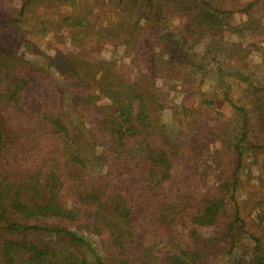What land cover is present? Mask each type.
Returning <instances> with one entry per match:
<instances>
[{
  "label": "trees",
  "instance_id": "trees-1",
  "mask_svg": "<svg viewBox=\"0 0 264 264\" xmlns=\"http://www.w3.org/2000/svg\"><path fill=\"white\" fill-rule=\"evenodd\" d=\"M77 1L28 0L18 16H4L0 5V264H210L235 257L238 250L245 254L239 252L238 264H264V231L249 228L238 196L247 149L264 147L250 136L246 107L227 96L245 116L239 131L221 138L237 163L228 175L215 155V165L195 160L193 165L205 163L204 177L215 186L192 210L178 205L167 188L176 155L169 149L172 139L169 148L162 142L153 113L174 104L170 96L164 102L157 72L169 63L197 69L220 61L219 50H227L223 32H243L259 23L250 15L262 0L234 2L237 8L227 6L229 0H104L116 14L108 35L136 54L138 77L132 81L111 59L91 62L59 51L41 63L22 52L17 37L31 6ZM168 4L189 19L185 36L178 37ZM236 11L246 13L248 21L234 23ZM74 15L64 21L84 25L89 20L86 13ZM205 40V50L197 52L196 44ZM202 99L213 107L214 100ZM174 105L184 112L180 124L196 119L192 106ZM9 108L31 118L32 147L10 144L4 120ZM253 135L264 139V127ZM258 219L264 223L263 215ZM210 227L212 233L202 232ZM79 230L106 236L102 247ZM237 231L248 233L252 248L240 245ZM149 235L154 240L146 242Z\"/></svg>",
  "mask_w": 264,
  "mask_h": 264
},
{
  "label": "rangeland",
  "instance_id": "rangeland-1",
  "mask_svg": "<svg viewBox=\"0 0 264 264\" xmlns=\"http://www.w3.org/2000/svg\"><path fill=\"white\" fill-rule=\"evenodd\" d=\"M248 1L251 0H229L227 6L237 8ZM27 2L28 0H0V5L4 9L1 13L4 16H18ZM234 2H237L238 6L233 7ZM165 10L173 17L171 23L177 26L178 37L182 34L185 36L189 19L180 15L171 4L165 6ZM82 13H86L85 19H89L84 25H75L71 20L64 21L66 16L73 14L79 16ZM115 15L104 0H88L87 3L78 0L75 5L62 2L33 5L23 17V27L21 31L19 30L20 37H17V40L26 56L41 63L51 61L59 51L71 53L85 61L92 62L98 59L117 61L118 72L124 74L126 80L132 81L138 77V67L134 62L135 52L130 51L127 44L116 43L108 35V28L111 29ZM250 16V20L255 18L260 22L252 24L243 32H223L227 50L223 53L221 49L219 50L220 54L216 61L219 59L220 61L216 63L211 61L207 66L205 64L197 69L194 66L191 69L189 65L183 63H169L164 68L159 67L163 69L160 73L157 72V84L161 86L160 91L163 93V96H159L163 97L164 102L170 96L174 104L181 105L185 102L198 110L196 119L190 116L181 124L179 120L184 117V112L180 113L178 110L181 106L166 103L164 108L153 110L154 117L159 118L162 142L169 148L168 139H172L174 145V147L170 145L173 149L169 148L172 156L176 157L171 169L173 178L167 184V188L174 194L173 200L182 205V208L186 206L188 210H192L202 195L207 193V189L215 186L213 180L207 181L208 179L204 177L208 170L204 162L193 165L196 159L204 158L208 165H215V155L218 164L228 175L237 163L234 154L227 148L228 143L223 144L221 138L229 137L232 131H239L245 116L232 105L227 96L246 107L249 112L247 125L250 127V136L254 142L262 140L264 144V139L253 135L258 127H264V0L255 6ZM232 19L234 23L241 25L246 22L248 15L236 11ZM43 27L46 29L43 30ZM207 42L208 40L197 43L195 50L203 52ZM209 58L207 57V62ZM194 59L198 61L199 54L195 53ZM218 66H222V72ZM205 95L214 100L213 107L204 103L202 96ZM30 109L34 112V105H30L28 110ZM16 112V108H9L4 119L10 144L14 149L32 147L31 143L36 139L35 126L31 118L27 119L20 115V112ZM222 132H227V135L217 138L216 135ZM207 147H210V150H206ZM94 148L100 149L99 146ZM34 151L35 154L38 153ZM247 152L240 175L238 196L241 198L242 214L247 225L254 232L261 234L262 230L264 231V223L259 222L258 216L260 214L264 216V147L252 146ZM188 155L191 157V163L185 162ZM230 219L231 215L227 217V220ZM227 223L228 221H225V224ZM213 229L203 228L202 232L210 234ZM79 232L90 236L83 230ZM90 237L96 239L100 247L106 239V236ZM236 237L240 245L244 244L243 248H252L254 240L248 233L237 231ZM153 240L151 235L145 239L146 242ZM239 252L241 256L245 255L242 250H238L235 257H219L210 264H238L236 258H239Z\"/></svg>",
  "mask_w": 264,
  "mask_h": 264
}]
</instances>
